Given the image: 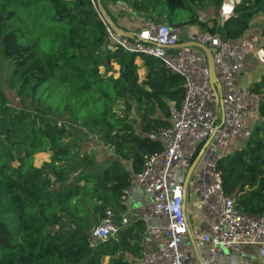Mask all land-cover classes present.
<instances>
[{
	"label": "trees",
	"instance_id": "16d2710c",
	"mask_svg": "<svg viewBox=\"0 0 264 264\" xmlns=\"http://www.w3.org/2000/svg\"><path fill=\"white\" fill-rule=\"evenodd\" d=\"M118 1L101 0L110 17L108 6ZM222 3L132 0L131 6L150 23L195 26L232 40L264 15V0H241L223 25L201 17L209 7L220 12ZM107 26L96 0H0V61L9 62L14 99L0 86V264H141L162 242L141 218H130L115 238L88 242L107 210L117 217L126 211L125 190L145 157L163 150L149 135L169 126L170 106L185 95L184 78L162 60L121 46L104 52ZM250 92L259 97L258 122L217 170L242 213L263 216L264 73ZM135 106L138 129L130 120ZM79 126L112 150L105 164L77 137L69 139ZM44 152L49 161L35 166V155Z\"/></svg>",
	"mask_w": 264,
	"mask_h": 264
},
{
	"label": "built area",
	"instance_id": "2783aa9c",
	"mask_svg": "<svg viewBox=\"0 0 264 264\" xmlns=\"http://www.w3.org/2000/svg\"><path fill=\"white\" fill-rule=\"evenodd\" d=\"M238 3L223 0L222 14L217 18L219 24L223 25L232 16ZM107 31L104 52L121 46L129 52L153 56L185 80L182 104L170 106L169 126L149 135L162 143L163 150L145 157L142 172L135 175L125 190L126 199L139 194L141 188L150 198L140 218L147 233L162 240L144 254L141 264H261L264 215L242 213L235 199L225 194L222 176L217 170V162L231 153L234 142L243 144L249 138L259 119V97L252 99L249 91L236 86L237 77L245 70L249 48L240 39L198 34V41L213 53L219 83L216 97L204 55L194 48L170 52L181 41L180 29L148 22L134 39L122 37L109 26ZM199 155L198 194L205 202L206 211L214 217L209 231L200 236L193 234L187 213L188 188L194 182L191 177L187 189L184 188L187 170L180 167L189 165ZM130 222L129 216L117 217L112 210H107L88 234L89 244L96 246L115 238ZM247 246L257 247L258 254L246 253Z\"/></svg>",
	"mask_w": 264,
	"mask_h": 264
},
{
	"label": "crops",
	"instance_id": "0c3cea01",
	"mask_svg": "<svg viewBox=\"0 0 264 264\" xmlns=\"http://www.w3.org/2000/svg\"><path fill=\"white\" fill-rule=\"evenodd\" d=\"M235 3H238L239 0H234ZM122 3V0H119L116 4H109L108 9L110 11V15L113 18V21L119 25L123 30L129 31V32H138L140 27L137 25L138 22H135L133 20L124 18L121 15H118L115 13V8H119L120 4ZM130 6L132 5V0H129ZM131 10L136 13L132 9ZM207 11L204 12L205 16L202 17L203 19H207L209 17H220L222 14V10L219 9L220 12L217 10H214L213 8L209 7L206 9ZM142 15V14H140ZM143 16V15H142ZM145 19V18H144ZM149 21L145 19L143 24L148 23ZM142 24V23H141ZM264 15L255 17L252 22L250 29L245 33V35L240 39L242 42L246 44V46L249 48L246 56H245V70L244 72L239 75L236 79V86L240 89L249 91L251 90V87L253 84L258 82L260 80L261 75L264 73ZM196 34H203L199 28L195 27L194 32L191 33L190 38L186 39L185 41H180V43L189 42L192 40L193 36ZM179 49H171L170 52L177 53ZM143 77H141V80L144 78V75L146 74V71L143 69ZM251 97H256L257 95H254L250 92ZM253 103V100H251ZM242 147V144L239 141L234 142L231 145V152ZM184 165V164H183ZM190 165V164H189ZM189 165L185 164L182 166L183 168H186L188 170ZM198 186V185H197ZM149 197L146 196V194L143 192L142 188L139 190V194H137L134 197H129L125 201L126 205V211L123 215L129 216L130 218H140L145 210L146 203L149 201ZM196 215L193 214V217ZM211 220H207L206 216L203 217L204 224H201L198 228V231L202 233L209 231V224L212 220H214V217L211 216ZM193 232V228H192ZM191 232V234H192ZM193 234H195L193 232ZM196 235V234H195ZM151 240V238H150ZM152 241L154 242V239L152 238ZM155 243V242H154ZM158 244V243H157ZM156 246V245H155ZM154 247H150L148 250H151ZM155 248V247H154ZM246 253L251 254H258V248L253 246H247L244 248ZM245 257H242V259ZM108 258H106V261ZM264 263V260L261 261Z\"/></svg>",
	"mask_w": 264,
	"mask_h": 264
},
{
	"label": "rangeland",
	"instance_id": "374dc122",
	"mask_svg": "<svg viewBox=\"0 0 264 264\" xmlns=\"http://www.w3.org/2000/svg\"><path fill=\"white\" fill-rule=\"evenodd\" d=\"M115 13L118 15L123 16L124 18L130 19L138 22L137 25L140 27L139 29L143 28L146 24H143L145 19L142 15L136 14L131 10V6L129 4V0H122L119 8H115ZM207 10H205L206 12ZM202 17L205 16L204 13H200ZM142 23V24H141ZM195 26H187L181 29V40L185 41L186 39L190 38L191 33L194 32ZM114 69L117 70L118 67L114 66ZM104 67L100 68V72L104 73ZM10 72L9 62L2 60L0 61V86L5 90L6 94L9 98L13 99V93L8 90L7 87V77ZM143 70H139L140 78L143 77ZM12 102V101H11ZM13 104V102L11 103ZM139 110L138 107L135 106L134 110L130 116V120L133 122L135 127L138 129L139 126ZM74 136H70L69 139H74L77 137V141L82 146V149L89 154L95 155L98 158V164H105L109 157L112 156V150L103 147V144L95 138L93 135L89 134L84 128L81 126L77 127L74 131ZM50 153L44 152L35 155L34 157V165L40 167L44 162L49 161ZM17 166V163L14 164ZM188 167V164H186ZM104 166V165H102ZM181 165L180 167H182ZM200 170L201 167L198 166L195 172L192 175V180L194 182L193 185H190L188 188V197H187V213L189 215V222L193 228V232L200 236L201 232L198 231V228L201 224H204L203 217L206 216L207 220H211V215L206 211L205 202L201 199L200 195L198 194V186H199V177H200ZM198 185V186H197ZM193 214L196 215L193 217ZM264 260V259H263ZM107 262V261H106ZM262 264H264L262 262Z\"/></svg>",
	"mask_w": 264,
	"mask_h": 264
},
{
	"label": "water",
	"instance_id": "95a60500",
	"mask_svg": "<svg viewBox=\"0 0 264 264\" xmlns=\"http://www.w3.org/2000/svg\"><path fill=\"white\" fill-rule=\"evenodd\" d=\"M97 1V7L100 13V16L102 17L103 21L105 23L108 24V26L116 33H118L119 35H121L122 37H126L129 39H134L135 37H138V32H129L126 30H123L121 27H119L112 19L111 17L108 15V13L106 12L101 0H96ZM182 48H194L195 51H197L198 53L202 54L205 56L206 61H207V66H208V70H209V81H210V85L211 88L214 90L215 96H218V90H219V83H218V79L215 73V69H214V58H213V53L211 51V49L206 46L205 44H202L198 41V34L194 35L193 39L189 42H184V43H179L178 45H176L175 47H173V49H182ZM223 118V115H222ZM200 156L199 155L194 161L189 162V168L187 170L186 176H185V180H184V188L187 189L188 183L190 178L192 177L197 164L200 160ZM193 250L194 253L196 254L197 258H198V253L196 248H194L193 246ZM200 262V260H199Z\"/></svg>",
	"mask_w": 264,
	"mask_h": 264
},
{
	"label": "snow or ice",
	"instance_id": "6c2138e0",
	"mask_svg": "<svg viewBox=\"0 0 264 264\" xmlns=\"http://www.w3.org/2000/svg\"><path fill=\"white\" fill-rule=\"evenodd\" d=\"M226 11H231V9H226Z\"/></svg>",
	"mask_w": 264,
	"mask_h": 264
}]
</instances>
